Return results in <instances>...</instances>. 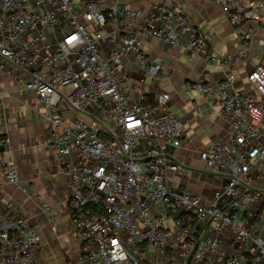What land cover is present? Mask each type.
<instances>
[{
    "label": "built area",
    "instance_id": "built-area-1",
    "mask_svg": "<svg viewBox=\"0 0 264 264\" xmlns=\"http://www.w3.org/2000/svg\"><path fill=\"white\" fill-rule=\"evenodd\" d=\"M213 1L233 26L245 27L233 53L216 52L175 0L136 10L121 0H0V79L39 102L32 107L47 123L45 143L71 188L82 264H264V183L257 181L264 174V63L248 72L249 88L232 90L234 73L184 85L210 95L229 123L227 142L200 150L208 169L226 177L209 204L170 183V172L186 169L170 151L188 129L170 110L171 94L145 104L119 76L134 55L145 74L161 77V64L126 33L129 18H143L148 36L185 47L192 59L248 60L254 24L264 29V0ZM112 22L117 28L107 31ZM259 46L264 58V36ZM4 183L26 190L12 157L0 158ZM42 208L55 210L47 201ZM41 242L24 215L0 216V264H39Z\"/></svg>",
    "mask_w": 264,
    "mask_h": 264
},
{
    "label": "crops",
    "instance_id": "crops-1",
    "mask_svg": "<svg viewBox=\"0 0 264 264\" xmlns=\"http://www.w3.org/2000/svg\"><path fill=\"white\" fill-rule=\"evenodd\" d=\"M160 0H121L130 9L147 8ZM176 6L189 15L198 30L205 33L211 47L219 54L233 53L241 45L240 34L245 27L233 26L221 7L213 0H175ZM128 34L137 35L142 49L150 62L161 64V77H152L140 68L134 55L123 61L120 78L147 99L155 101L159 92L171 94L170 110L188 124L185 139L171 154L186 165L182 174L169 173L170 183L175 188L199 196L209 204L214 192L225 181L222 174L210 171L200 157V150L215 141L229 140V123L208 94L198 90L186 91V82L215 83L234 73L236 82L231 89L249 88L248 72L259 62L264 63L260 53V38L264 29L254 24L251 51L248 60L235 66L207 63L202 57L191 58L188 49L169 45L145 32L143 18L126 20ZM118 22L107 26V31L117 28ZM111 50L102 44L101 51ZM3 91L5 94L3 95ZM32 104L39 102L32 94L17 91L9 79H0V125L6 124L8 133H0V158L12 157L18 166L22 185H0V216L14 213L24 215L38 230L42 242L37 251L39 264H82L81 244L77 238L69 205L71 188L54 159L53 150L45 143L48 126ZM9 137L10 142H5ZM260 168H255L258 174ZM259 184L264 183V174L257 175ZM47 201L54 206L50 214L42 208ZM167 224L171 225L168 220Z\"/></svg>",
    "mask_w": 264,
    "mask_h": 264
},
{
    "label": "trees",
    "instance_id": "trees-1",
    "mask_svg": "<svg viewBox=\"0 0 264 264\" xmlns=\"http://www.w3.org/2000/svg\"><path fill=\"white\" fill-rule=\"evenodd\" d=\"M150 101H151V103H154L155 102V101L153 102L152 99H147V102H150Z\"/></svg>",
    "mask_w": 264,
    "mask_h": 264
}]
</instances>
